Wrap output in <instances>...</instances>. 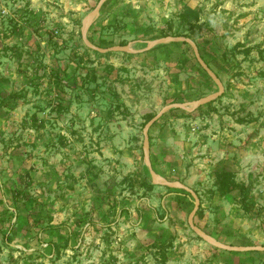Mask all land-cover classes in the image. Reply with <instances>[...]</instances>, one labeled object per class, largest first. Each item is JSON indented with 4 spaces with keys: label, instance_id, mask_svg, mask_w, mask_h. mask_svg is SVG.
<instances>
[{
    "label": "rangeland",
    "instance_id": "374dc122",
    "mask_svg": "<svg viewBox=\"0 0 264 264\" xmlns=\"http://www.w3.org/2000/svg\"><path fill=\"white\" fill-rule=\"evenodd\" d=\"M98 1L0 0V263L263 264V255L231 257L199 237L187 223L190 195L142 187L151 180L146 114L177 99L192 104L218 88L188 44H158L133 56L86 50L82 20ZM183 4L199 8L208 26L199 50L225 96L215 111L203 107L192 118L175 111L157 123L173 133L172 165L160 177L198 192L194 223L209 235L226 245L263 246L264 0H110L99 31L114 45L142 50L148 41L187 33L178 19ZM150 159L155 170L157 157ZM223 169L250 186V214L238 193L216 191L214 173ZM13 191L20 192L18 215L9 203ZM40 213L49 218L39 225L73 234L59 252L49 243L57 240L53 231L36 239ZM170 238L163 263L154 244Z\"/></svg>",
    "mask_w": 264,
    "mask_h": 264
},
{
    "label": "trees",
    "instance_id": "16d2710c",
    "mask_svg": "<svg viewBox=\"0 0 264 264\" xmlns=\"http://www.w3.org/2000/svg\"><path fill=\"white\" fill-rule=\"evenodd\" d=\"M109 1L110 0H107L103 4V6H102V8L100 10L99 16L92 22V24L90 25V28H89V30L87 32V37H88L89 41L92 44H94L95 46L101 47V48H107V47L114 46V43L112 42V40H107L106 38H104L101 35L100 31H99V28L104 27L103 25L105 23V17H106V14L109 12V6H108L109 5ZM178 19L180 21V24L182 26H184L186 28V31H187V33L184 34L183 36L192 39L196 43V45H197V47L199 49V42H198L197 39H198V37H203L205 31L208 29V26H207L206 23H204V22L200 23V20H201L200 9L197 8V7H191L188 4H183L181 10L178 13ZM108 25L109 24H107L106 26H108ZM166 35L167 34H164L163 36H166ZM169 43L187 44V43H183V42H169ZM119 45L124 46V45H126V43L122 42V43H119ZM239 47H241V44L240 43H236L229 51L232 52L233 54H235L236 53L235 51H238ZM189 49L192 50L190 46H189ZM86 50H90V49L86 48ZM93 52L96 53V55H99V56H105V55L113 54V52H107L105 54H100V53H98L96 51H93ZM199 52H200V50H199ZM250 52H251L250 48H246L243 51V53L245 55H248ZM133 55L134 54L130 53V56H133ZM201 57H202V59H204L205 63L210 67L209 62L204 57V54L203 55L201 54ZM193 58H194L196 66L199 68V70L202 71L203 74L206 77H209L204 72V70L198 65L194 54H193ZM204 96H206V94L200 95L198 97V99H200L201 97H204ZM223 96H225V93H223L218 99L222 98ZM3 100L4 99H2L1 101H3ZM216 100H214L212 102H209L206 105L197 107L196 109H194L191 112H187V111L179 109V108L171 109L168 112L164 113L162 115V117L160 119H158L152 125V127L155 126L161 119H163L166 114L175 113V111L180 112V114L177 117H181V118L182 117H184V118L197 117V115L199 113H201L203 107H207V108L211 109L210 111H215L212 105H213V103ZM174 102L179 103V102H184V101L180 100V99H177ZM154 115L155 114H146V116L144 118L143 126ZM149 132H150V129H149ZM149 141H150V136H149ZM151 164H152V166L154 165L152 161H151ZM214 178H215L214 186L216 188V191L221 196H224V195H227V194H231V193H238L239 196H240L239 202H240L242 210L245 213H248V214L251 213L250 203L252 201L251 200L252 199V195H251V191H250V186L249 185H246L243 182H238L237 179H236V174L234 172L230 171V170H224L223 169V170H220V171H216L214 173ZM141 185H142V187H144L145 189H148V190H151L155 186H159V185L153 184L151 182V180L150 181L144 180V181H142ZM165 188L167 190H171V189L172 190H179V191H182V192L188 194L187 192H185L184 190H181V189H173V188H168V187H165ZM195 192L198 194L197 191H195ZM19 196H20V192H14L13 191V192H11V195L9 197V201H10L9 203L13 206L16 215H18V206H17L18 203L17 202L19 201ZM198 197L200 199L199 195H198ZM2 202L3 201L0 200V205H4V203H2ZM7 213H8V211H7ZM9 213H10V217H12L13 213H11V212H9ZM86 215L87 214H83V216H82L83 220H84V217ZM196 215L197 216H201V206H199V209L197 210ZM41 217H46V218L48 217L49 218V214H43V215H42V213L38 214V218H37L36 221H39V223L35 222V224H34V228L37 229V232H38L36 239L37 240L41 239L42 236H39L41 234L42 235L43 234H50L53 231L55 233V235H56V238H57L56 241L51 240L49 242L50 245L53 247V251L59 252L60 248L68 246V243L67 244H63V241L67 240V242H68L70 240V237L73 234L72 233H67V234L63 235V234L60 233V230H58V228H55V227L51 226L49 223L46 226H43L44 224L39 225L40 223H42V219L43 218H41ZM196 225L198 227H200L203 231H205V229L202 228L200 225H198V224H196ZM13 229H14V227L12 226V224H10L9 225V233L7 232V233L3 234V237H2L3 238V244L5 246H9L10 243L12 242V232L11 231H14ZM25 230L28 231V232H32V226L31 225L26 226ZM154 247L158 248V254L161 257L162 262L164 263L165 261H167V251L173 247V240H172V238H170L166 243H161V244L156 243V244H154ZM215 250H218V249L215 248ZM222 251L225 252V253H229L231 255V257L237 256L238 254H240V252L225 251V250H222ZM247 254L250 255L251 257H253L255 259V261H258V259H260L262 255L264 256V251H250V252H247ZM30 261L31 260H27L26 262L28 264H31L33 261L32 262H30ZM226 263L227 262H225V264ZM263 264H264V262H263Z\"/></svg>",
    "mask_w": 264,
    "mask_h": 264
},
{
    "label": "water",
    "instance_id": "95a60500",
    "mask_svg": "<svg viewBox=\"0 0 264 264\" xmlns=\"http://www.w3.org/2000/svg\"><path fill=\"white\" fill-rule=\"evenodd\" d=\"M107 0H99L96 4V6L93 8V10L82 20V26H81V38L84 46L92 51H96L100 54H105L107 52H117V53H131V54H136V53H142L151 50L154 46L158 44H163V43H169V42H183L187 43L195 56V59L198 63V65L204 70V72L209 76V78L214 82L218 88V90L214 93L208 94L204 97H201L200 99L194 101L192 104L190 103H171L168 105H165L162 107L148 122L145 123L142 134H143V147H144V161L147 166V171L150 174L151 177V182L155 185L159 186H164L168 188H173V189H181L187 192L193 199L194 201V207L191 210V212L188 215L187 218V223L189 227L202 239L206 240L208 243H210L213 247L219 249V250H225V251H233V252H250V251H264V246H246V247H237V246H231V245H226L217 240L215 237L209 235L205 231H203L200 227H198L194 223V217L196 215L197 210L199 209L200 206V199L198 197V194L191 189L190 187L176 183V182H171L167 181L163 178H161L157 173L154 171L153 166L151 164L150 160V141H149V129L152 127V125L162 117V115L166 112H168L171 109L174 108H179L182 110H185L187 112H191L197 107L203 106L208 104L209 102H212L216 99H218L222 93L224 92V86L223 83L221 82L220 78L217 76V74L205 63L204 59H202L201 54L199 52V49L196 45V43L184 36H167L163 38H158L154 39L151 41H148L146 43L145 49L142 50H132L129 46L124 45H114L111 47L107 48H101L97 47L94 44H92L88 37H87V32L90 28V25L92 22L99 16L100 10L103 6V4Z\"/></svg>",
    "mask_w": 264,
    "mask_h": 264
},
{
    "label": "crops",
    "instance_id": "0c3cea01",
    "mask_svg": "<svg viewBox=\"0 0 264 264\" xmlns=\"http://www.w3.org/2000/svg\"><path fill=\"white\" fill-rule=\"evenodd\" d=\"M136 55V54H134ZM143 55V54H139ZM123 101V102H122ZM122 103L126 107H130L131 104L127 100H121ZM139 102L137 99H134L135 107H141V104H137ZM140 103V102H139ZM169 121H172L170 119ZM169 127H163L161 125L156 124L150 129L149 136H150V156L157 157V161L159 165L155 166V170L159 176L165 177L167 174L169 167L172 165L170 164V153L172 152L170 149L173 148V133H169ZM164 166H166V171L163 170ZM238 256L239 258H249L247 252H240ZM225 263V262H224Z\"/></svg>",
    "mask_w": 264,
    "mask_h": 264
}]
</instances>
